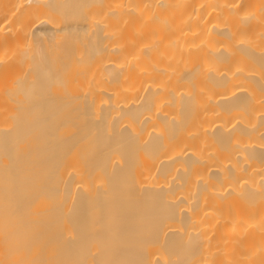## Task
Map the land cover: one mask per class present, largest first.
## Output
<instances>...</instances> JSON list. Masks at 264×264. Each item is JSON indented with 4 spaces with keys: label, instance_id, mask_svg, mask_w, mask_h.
I'll return each instance as SVG.
<instances>
[{
    "label": "bare ground",
    "instance_id": "6f19581e",
    "mask_svg": "<svg viewBox=\"0 0 264 264\" xmlns=\"http://www.w3.org/2000/svg\"><path fill=\"white\" fill-rule=\"evenodd\" d=\"M0 264H264V0H0Z\"/></svg>",
    "mask_w": 264,
    "mask_h": 264
}]
</instances>
